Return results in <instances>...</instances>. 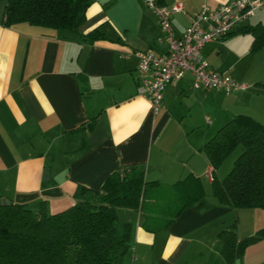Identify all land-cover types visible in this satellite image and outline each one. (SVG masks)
<instances>
[{
    "label": "crops",
    "instance_id": "1",
    "mask_svg": "<svg viewBox=\"0 0 264 264\" xmlns=\"http://www.w3.org/2000/svg\"><path fill=\"white\" fill-rule=\"evenodd\" d=\"M175 1L160 0L168 6ZM181 1L182 10L170 15L176 34L193 11L226 0ZM4 3L0 0V196L33 212L41 205L46 212L60 210L74 201L78 185L99 189L112 171L123 168L142 169L147 180L161 185L192 173L211 187L212 165L201 145L237 113L264 122V87L255 86L264 82L248 73L251 57L264 51V44L251 52L248 32L208 41L200 51L207 65L245 88H194L186 71L165 85L154 113L138 93L137 57L130 53L165 48L157 16L144 0H92L76 31L25 21L4 26ZM253 15L241 25L262 22ZM94 29L105 38L82 39ZM213 171L219 177L217 168ZM206 193L202 204L187 206L154 231L143 226L142 211L116 207L119 220L132 225L129 246L116 264H227L217 232L233 221L229 214L239 225L238 210L250 207L233 208ZM152 206L148 214L162 216L154 212L160 205ZM237 236H244L239 229ZM252 245L231 264H264V251L251 250Z\"/></svg>",
    "mask_w": 264,
    "mask_h": 264
},
{
    "label": "trees",
    "instance_id": "2",
    "mask_svg": "<svg viewBox=\"0 0 264 264\" xmlns=\"http://www.w3.org/2000/svg\"><path fill=\"white\" fill-rule=\"evenodd\" d=\"M91 1L4 0L1 24L25 21L76 31ZM236 32L252 34L251 52L264 44L261 21L239 25L230 33ZM81 37L92 42L105 35L94 29ZM92 122L93 118L86 126ZM81 127L85 125L75 129ZM238 144L242 149L232 167L217 177L213 170ZM201 150L212 165L211 192L220 202L233 208H264V122L237 113L216 129ZM204 195L201 178L192 173L161 185L157 180H147L142 169L131 167L112 171L99 189L78 185L74 201L54 212H46L43 205L33 212L24 203L9 200L0 204V264H116L129 246L132 230L130 222L119 220L116 207L142 211L143 226L154 231L167 226L187 206L202 204ZM152 203L160 205L154 212H162L163 217L148 214V207L154 209ZM263 231L261 228L238 238L236 219L218 230L225 262L231 264Z\"/></svg>",
    "mask_w": 264,
    "mask_h": 264
},
{
    "label": "built area",
    "instance_id": "3",
    "mask_svg": "<svg viewBox=\"0 0 264 264\" xmlns=\"http://www.w3.org/2000/svg\"><path fill=\"white\" fill-rule=\"evenodd\" d=\"M144 3L157 16L158 39L165 41V48L158 52L133 49L130 53L137 57L138 93L149 100L154 113L161 106L165 85L181 79L186 71L193 76L194 88L228 92L247 86L207 65L200 58V51L206 42L225 37L257 9L263 8L264 0H226L214 7L204 4L189 15L188 24L179 34L174 32L170 15L172 11L182 10L181 0L171 6L160 0H144ZM207 175L211 176V168Z\"/></svg>",
    "mask_w": 264,
    "mask_h": 264
},
{
    "label": "rangeland",
    "instance_id": "4",
    "mask_svg": "<svg viewBox=\"0 0 264 264\" xmlns=\"http://www.w3.org/2000/svg\"><path fill=\"white\" fill-rule=\"evenodd\" d=\"M258 18H261L262 22H264V7L263 8H259L254 12V15L252 16V20L256 19V21L258 20ZM250 36V34H247ZM247 36V37H249ZM251 37V36H250ZM245 60L249 61V57H246ZM244 59L242 60V62H246ZM252 60V64H251V68H250V72H248L251 76H255L257 78H262L263 82H264V51L259 52L256 54V56H254V58L251 57ZM259 85V86H263L264 84H255ZM204 125H206L205 120L202 119ZM242 146L241 144H238L225 158L224 160L221 162V164L217 167V172H218V176L219 177H223L232 167L233 164V160L235 159V157L239 154V152L241 151ZM204 186H205V190H206V194L207 197H209V195H211L213 197V194H211L212 192L210 184H206L204 181ZM210 193V194H208ZM206 197V195L204 196ZM242 213V222L238 225V220H237V231L239 229V232L243 235H246L247 232H249L248 230H252L250 231L251 233L248 234H252L254 232H256L258 229L263 228L264 230V208L262 207H250V208H242L241 210H238ZM229 220H234V216L235 214L232 216V218L230 217L231 214L227 215ZM231 220V221H232ZM255 222L254 226L255 229H252L251 227V222L252 221ZM229 221H227L228 224ZM253 245L251 246V250H255L258 252L264 251V231L261 234V237L257 240H255L254 242H252ZM251 244V243H250Z\"/></svg>",
    "mask_w": 264,
    "mask_h": 264
},
{
    "label": "water",
    "instance_id": "5",
    "mask_svg": "<svg viewBox=\"0 0 264 264\" xmlns=\"http://www.w3.org/2000/svg\"><path fill=\"white\" fill-rule=\"evenodd\" d=\"M47 174H48V168L45 167V168H44L43 176H45V175H47ZM9 202H10V201H9L8 198L3 197V196H0V204H7V203H9Z\"/></svg>",
    "mask_w": 264,
    "mask_h": 264
}]
</instances>
